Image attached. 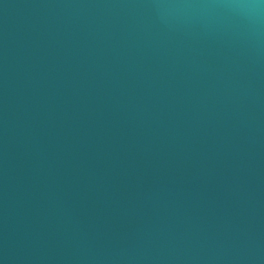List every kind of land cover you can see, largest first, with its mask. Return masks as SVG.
I'll list each match as a JSON object with an SVG mask.
<instances>
[{
  "label": "water",
  "instance_id": "obj_1",
  "mask_svg": "<svg viewBox=\"0 0 264 264\" xmlns=\"http://www.w3.org/2000/svg\"><path fill=\"white\" fill-rule=\"evenodd\" d=\"M0 264H264V0H0Z\"/></svg>",
  "mask_w": 264,
  "mask_h": 264
}]
</instances>
